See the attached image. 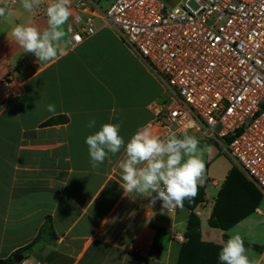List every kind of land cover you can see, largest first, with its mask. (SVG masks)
<instances>
[{
    "label": "crops",
    "instance_id": "crops-1",
    "mask_svg": "<svg viewBox=\"0 0 264 264\" xmlns=\"http://www.w3.org/2000/svg\"><path fill=\"white\" fill-rule=\"evenodd\" d=\"M9 1L0 0L10 13L0 17V259L20 255L15 264H176L184 242L176 236L184 238L190 210L183 205L168 214L157 200L151 204V197L126 195L119 168L124 149L93 169L85 143L104 123H120L127 143L139 127L151 124V106L164 96V84L98 17L92 36L70 48L66 33L63 54L39 63L15 42L11 30L32 24L43 31L51 0H42L31 13L21 0ZM84 1L100 12L110 4ZM76 2L71 0L65 32L73 16H84L73 8ZM48 104L56 105L55 115L46 110ZM92 119L96 125L89 129ZM48 120L55 122L46 125ZM187 134L199 140L206 165V180L198 186L203 200L193 210L201 240L222 246L231 230L260 247H245L246 254L254 264H264V241L248 238H264V195L214 143ZM220 155L229 162H219ZM233 166L239 172L230 177ZM212 216L229 229L210 227ZM46 217L54 239L45 237L17 253L32 242Z\"/></svg>",
    "mask_w": 264,
    "mask_h": 264
},
{
    "label": "built area",
    "instance_id": "built-area-1",
    "mask_svg": "<svg viewBox=\"0 0 264 264\" xmlns=\"http://www.w3.org/2000/svg\"><path fill=\"white\" fill-rule=\"evenodd\" d=\"M73 8L84 16L66 29L70 48L101 18L164 84L167 98L151 106L154 134L214 143L264 195V0H114L104 12L77 0Z\"/></svg>",
    "mask_w": 264,
    "mask_h": 264
},
{
    "label": "clouds",
    "instance_id": "clouds-1",
    "mask_svg": "<svg viewBox=\"0 0 264 264\" xmlns=\"http://www.w3.org/2000/svg\"><path fill=\"white\" fill-rule=\"evenodd\" d=\"M41 3L42 0H21L23 9L30 13ZM6 14H10L6 7H0V17ZM71 15V0H51L46 7L47 27L43 31L32 24H17L11 36L25 53H33L39 63L48 62L64 52L63 26ZM46 110L55 115L56 105L48 104ZM95 125L92 119L86 126L91 129ZM120 128V123H104L99 131L86 137L93 169L103 164L109 154L116 155L123 148L124 158L119 162L123 181L120 185L126 195L151 197V204L159 199L162 209L169 211L182 208L185 199L195 198L198 186L206 180L204 150L195 136L184 132L182 138H178L176 132L169 129L161 137L153 133L151 124H145L125 143ZM246 252L241 235L229 230V238L218 258L220 264H254Z\"/></svg>",
    "mask_w": 264,
    "mask_h": 264
},
{
    "label": "trees",
    "instance_id": "trees-1",
    "mask_svg": "<svg viewBox=\"0 0 264 264\" xmlns=\"http://www.w3.org/2000/svg\"><path fill=\"white\" fill-rule=\"evenodd\" d=\"M55 120H48L45 122L46 125L54 123ZM239 169L233 166L230 170V177L233 174H237ZM228 177V178H230ZM203 189L198 187V193L195 198L185 199L184 206L190 210V214L186 223V230L184 233V242H182L178 254L176 264H220L218 254L221 250V245L204 242L201 240L200 234V222L198 217L194 214L193 210L203 200ZM260 195L257 193L256 204H258ZM208 225L212 228H219L221 230H227L230 226H219L216 223L215 216H212L208 221ZM48 237L54 239L52 230V223L50 217H46L44 224L41 226L36 237L23 249L17 253H21L26 250H30L34 245L38 244L42 239ZM225 239H228L224 236ZM245 247L251 248L256 251H260V247L254 244L244 242ZM0 264H15L12 257L6 259H0Z\"/></svg>",
    "mask_w": 264,
    "mask_h": 264
},
{
    "label": "rangeland",
    "instance_id": "rangeland-1",
    "mask_svg": "<svg viewBox=\"0 0 264 264\" xmlns=\"http://www.w3.org/2000/svg\"><path fill=\"white\" fill-rule=\"evenodd\" d=\"M113 1L114 0H101L100 3H101L102 6H104L107 3L111 4ZM180 1H184V0H180ZM190 5L193 7L192 3H190ZM167 96H168V93L165 91L164 96L160 99L159 103L161 101L165 100L167 98ZM218 157H220L219 162H221L222 164H227L229 162V160L226 157H224L223 155H220ZM248 238L251 239V240L255 239V241H260V242L264 241V238H262L261 236H254V237L253 236H249Z\"/></svg>",
    "mask_w": 264,
    "mask_h": 264
},
{
    "label": "water",
    "instance_id": "water-1",
    "mask_svg": "<svg viewBox=\"0 0 264 264\" xmlns=\"http://www.w3.org/2000/svg\"><path fill=\"white\" fill-rule=\"evenodd\" d=\"M168 5H170L171 7H173L178 0H164ZM22 259V257L20 255H16L13 257V260L16 262V263H19L20 260Z\"/></svg>",
    "mask_w": 264,
    "mask_h": 264
}]
</instances>
